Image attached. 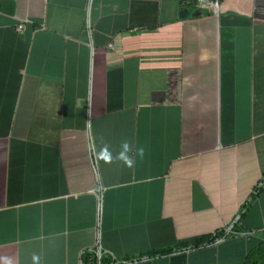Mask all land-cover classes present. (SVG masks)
I'll return each instance as SVG.
<instances>
[{
	"label": "crops",
	"instance_id": "crops-1",
	"mask_svg": "<svg viewBox=\"0 0 264 264\" xmlns=\"http://www.w3.org/2000/svg\"><path fill=\"white\" fill-rule=\"evenodd\" d=\"M199 9L0 0V264H264V0Z\"/></svg>",
	"mask_w": 264,
	"mask_h": 264
},
{
	"label": "built area",
	"instance_id": "built-area-1",
	"mask_svg": "<svg viewBox=\"0 0 264 264\" xmlns=\"http://www.w3.org/2000/svg\"><path fill=\"white\" fill-rule=\"evenodd\" d=\"M184 3H195L200 9L212 7L216 12H218L220 8V0H184ZM23 24L19 25V28L22 27ZM113 46V44H110ZM234 230L232 227L227 229L226 233L221 236H214L213 240H210L207 243H212L215 241H219L224 238L227 234L233 233ZM101 240H97L94 247L92 248L93 254L91 255V262L88 264H128L130 260L119 259L115 255L109 253L102 247L100 242ZM86 264V263H85Z\"/></svg>",
	"mask_w": 264,
	"mask_h": 264
},
{
	"label": "clouds",
	"instance_id": "clouds-1",
	"mask_svg": "<svg viewBox=\"0 0 264 264\" xmlns=\"http://www.w3.org/2000/svg\"><path fill=\"white\" fill-rule=\"evenodd\" d=\"M127 148H128V145L127 143L125 142L124 145H123V151L120 153V156L121 158H124L125 159V162L128 163V164H131V160L127 159L126 157V152H127ZM141 154L143 153V149H139L138 150ZM39 258L36 257V256H33V260L36 261L38 260Z\"/></svg>",
	"mask_w": 264,
	"mask_h": 264
},
{
	"label": "trees",
	"instance_id": "trees-1",
	"mask_svg": "<svg viewBox=\"0 0 264 264\" xmlns=\"http://www.w3.org/2000/svg\"><path fill=\"white\" fill-rule=\"evenodd\" d=\"M215 237L213 236V237H209V238H197V239H192L191 241H189L188 243H187V245H189V244H192V245H200V244H203V243H205L206 241L208 242V241H210V240H213Z\"/></svg>",
	"mask_w": 264,
	"mask_h": 264
},
{
	"label": "water",
	"instance_id": "water-1",
	"mask_svg": "<svg viewBox=\"0 0 264 264\" xmlns=\"http://www.w3.org/2000/svg\"><path fill=\"white\" fill-rule=\"evenodd\" d=\"M198 12L201 14L203 11H202V9H199V11H198Z\"/></svg>",
	"mask_w": 264,
	"mask_h": 264
}]
</instances>
